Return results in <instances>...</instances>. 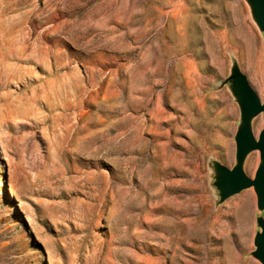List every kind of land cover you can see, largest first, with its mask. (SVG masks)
Instances as JSON below:
<instances>
[{
    "label": "rangeland",
    "instance_id": "374dc122",
    "mask_svg": "<svg viewBox=\"0 0 264 264\" xmlns=\"http://www.w3.org/2000/svg\"><path fill=\"white\" fill-rule=\"evenodd\" d=\"M234 64L264 101L247 0H0V264H262L254 187L215 185Z\"/></svg>",
    "mask_w": 264,
    "mask_h": 264
},
{
    "label": "water",
    "instance_id": "95a60500",
    "mask_svg": "<svg viewBox=\"0 0 264 264\" xmlns=\"http://www.w3.org/2000/svg\"><path fill=\"white\" fill-rule=\"evenodd\" d=\"M254 21L264 32V0H247ZM230 83L234 94L237 96L241 109V123L235 136L237 151L236 164L228 167L220 162L215 163V185L219 189L222 200L249 187H254L257 194V205L264 209V127L258 138L252 130L253 118L264 114V101L261 100L256 90L251 85L247 75L243 73L237 64L233 65L231 74L225 80ZM259 150L261 161L254 177H250L244 170V162L247 155ZM257 224L261 228L255 236V250L253 255L264 264V217L257 218Z\"/></svg>",
    "mask_w": 264,
    "mask_h": 264
}]
</instances>
